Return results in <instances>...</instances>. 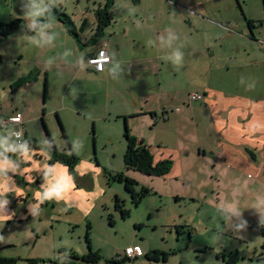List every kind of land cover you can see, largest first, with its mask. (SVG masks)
Listing matches in <instances>:
<instances>
[{
	"label": "rangeland",
	"instance_id": "rangeland-1",
	"mask_svg": "<svg viewBox=\"0 0 264 264\" xmlns=\"http://www.w3.org/2000/svg\"><path fill=\"white\" fill-rule=\"evenodd\" d=\"M236 1L248 15H260L264 12V0H113V5L108 9L112 16V24L105 29L104 36H98V41L104 38L110 40L114 35H120L124 44V47H121L122 57L128 58L137 53L129 47L131 38L137 37V42L140 37L147 38V57L158 54L161 55V60L157 59L164 62L165 52L157 51L160 43L157 37L163 35L166 41L168 36L166 30H176L179 17L177 13H187L191 8L204 9L206 13L216 12L223 19L232 17L238 22H243L244 17ZM24 3L27 4L28 0H24ZM98 5L105 6L103 0H64L56 7L71 17L76 27L80 19L86 17V28L90 21L87 19L88 16L83 14L85 11L91 12V9ZM130 9L133 11L130 12ZM14 19L21 20L20 28L3 41L0 39V115L7 113L14 103L19 105L24 100L21 93L15 97L11 94L7 81L26 68L24 66L26 63L22 61L16 64L11 58L12 50L26 49L30 44L26 36L28 33L23 29L27 21L22 18L21 0L0 1V20L8 22ZM108 29L111 32L108 33ZM220 37L218 45L225 43L221 35ZM150 40L154 44H149ZM58 41L60 42L48 54L58 56L60 53V58L67 61L76 58L70 54L67 44ZM81 52L79 50L78 55H81L82 60ZM65 53L68 55L65 56ZM255 54L260 55L258 52ZM40 55V58H47L45 54ZM162 66L160 73L148 74L145 86L147 88L140 89L142 94L151 93L152 100L157 96L167 98L175 91H179L178 98L183 99L185 104L180 106L181 102H176L174 108L179 106L185 109L188 105L196 104L195 101L186 102V97L188 99L191 94L189 89L192 84H188L172 71H166L168 67L175 70L174 66H169L166 62ZM260 70L253 66L243 67L242 75L238 74L241 81V88L238 89L251 91L257 88L258 84L260 88H257V92L264 95V72L260 76ZM55 74L54 91L61 94L63 88L58 87L63 83L62 76H58V71ZM85 79L86 77L79 75L77 80L82 82L76 86L74 84L77 80L73 81L67 91L65 104L72 108L77 106L76 104L74 106L75 101L78 103L77 100L82 104L88 102V105L96 100L98 108L102 109L104 101L101 100V96L95 95L96 82ZM135 82L137 85L140 84V81ZM234 87L235 85H232V88ZM135 90L139 91V88ZM120 96L121 93H114L116 103H121ZM103 99L106 100L105 96ZM162 99L157 97V100ZM38 100L41 103V100ZM144 103L147 108V101ZM31 113L37 115L38 111L34 110ZM191 114L192 111L188 109L184 118L190 117ZM41 117L44 121V116ZM72 117L75 116L70 113L68 120ZM47 120L53 134L56 137L61 136L62 130L56 116L53 114V117L49 116ZM140 120L138 117L133 120V131L144 139L142 141L149 147L152 155L167 153L164 158L171 159V168L175 163L182 166L184 174L180 178L171 175L168 178L153 179L151 184L156 189H151L152 193L144 196L137 205H133L123 183L109 182L103 173L104 169H110L113 173L123 172L128 177L133 175L135 179H140L141 183H150L151 178L147 180L148 177L142 173L125 171L123 153L126 143L123 137L125 128L123 120L121 122L105 120L94 124L88 119H71L68 133L74 146H77V156L82 165L84 178L77 179L78 175L77 177L71 175L74 184L68 186L65 196L60 200L53 198L43 203L36 199L37 194L49 188L50 183L65 179L63 169L61 167L56 169L55 176L46 181L48 183L46 188L37 189V192H34L35 196L32 185L29 195L26 196L27 212L22 214L21 220L15 219L7 224L3 243L10 246H7L3 253L15 257V264H30L32 258L37 259L34 264H39V261L45 259L70 260V252L82 255L88 252L90 245L91 250L97 251L101 256L94 264H162L148 263L144 256L122 263L111 262L121 255L127 246L138 245L143 251L159 249L166 252L165 264H225L222 261V254L233 252L243 257L237 264H264V203L260 204L259 208L253 206L258 197L264 199V178L258 181L253 176L246 177V180L235 178V175H227L219 169L213 170L212 165L203 159L189 156L187 153L193 151L194 126L186 119L185 122L182 119L180 123H176L179 119L173 117L165 127L162 120L153 127H147ZM35 124L39 130H43L44 135H47L39 116ZM6 130L10 132L9 127L0 128V136L8 139ZM180 140L183 141V149ZM49 145L50 141L46 146ZM37 162L36 170L42 164L49 167L48 169L44 167L47 170L42 171L44 168L40 170L42 173L38 180L41 183L48 177L52 165L46 159H37ZM95 168H98L97 173L94 171ZM45 171L48 172L43 177ZM148 187L152 188L150 185ZM115 198L122 202L124 208L130 210L128 217L121 218L114 209ZM224 204H235L240 209L241 220L247 221L245 229L237 231L231 226L239 221L235 216H231L229 220L223 214ZM109 215L113 224L109 223Z\"/></svg>",
	"mask_w": 264,
	"mask_h": 264
},
{
	"label": "crops",
	"instance_id": "crops-1",
	"mask_svg": "<svg viewBox=\"0 0 264 264\" xmlns=\"http://www.w3.org/2000/svg\"><path fill=\"white\" fill-rule=\"evenodd\" d=\"M236 2L241 15L244 17L243 22H238L236 18L232 17L224 18L225 21L216 12L206 13L204 9L191 8L187 13H177L179 14L177 18L178 26L174 32L178 35L179 39L174 42L173 47H179L183 52V64L179 68L175 67L169 60L165 59L166 61L164 62L159 61L157 58L161 60V55L155 54L147 57V38L142 39L140 37L138 42L136 41L137 37L131 38L129 47L137 53L135 56L128 58L122 57L121 47H124V44L123 38L120 35H114L110 40L104 38L102 41H98V37L94 38L93 32L96 25L95 11L98 8H103V5H98L96 8L93 7L91 12L85 11L83 15H87V19L90 21L88 27L85 28L86 17L80 19L77 27L75 22L72 21L78 33V38L81 41V46H78L75 38L65 30L63 23L56 18H50L52 27L46 29V31L55 35V40L51 45L38 47L30 43L26 49L14 48L11 58L15 60L16 64H20L23 61L26 63V65L24 64L26 68L9 79L7 81L8 86L21 76L31 75V80L17 88L14 92H11L14 97L21 93L24 96V100L19 105L14 103L7 113L0 115V119L13 114H20L22 116L23 143L16 144L11 135V127H9L10 132L6 130L5 134L9 135L7 139L9 145L16 147L24 145L27 149V155H21L19 152L12 151L4 153V156L16 163V167L9 168L6 172L7 176H0V191H3L5 187L9 189V191L4 193L3 197H0V199L7 198L9 200L8 204L4 205L3 209H0V217H11V219H0V235H5L8 223H12L15 219L21 220L23 218L22 214L27 212L26 196L29 195L32 185H34L32 188L34 195L37 189H41L42 187L45 189L46 184H48L46 181L55 176L56 169L61 168L64 171L63 178H65L62 182L67 185V188L69 185L74 184L71 175H76V177L78 175L77 179L84 178L82 165L77 156V146H74L68 133V124L71 119H88L89 121L92 120L94 124L105 120H113L115 122L123 120L124 127L126 126L129 133L139 140L144 139L137 135L132 128L133 120L137 117L147 127L155 126L160 120L164 122L162 125L165 127V125L173 120V117L179 119L176 123H180L182 119L185 122L184 119H186V121L191 122L194 126V132H192V140H194L192 143L193 151L187 153L189 156L203 159L212 165L213 170L219 169L227 175H235V178L240 177V179L246 180V177L253 176L257 181L263 179L264 95L261 92H257L260 88L258 84H256L258 89L253 88L251 91H248V89L240 91L238 88H241V81L238 74L242 75L241 71L243 67L249 68L253 66L256 69H261V74L255 71L254 73L260 76L263 75L264 34H262V26L264 25V12L260 13V15H248L246 11H242L238 1ZM103 4H105V0H103ZM249 20L251 21V25L248 24ZM47 22L49 20L45 21V23ZM111 24L110 22L104 28L100 36L105 35V29ZM256 28L257 30H255ZM23 29L28 33L26 36L33 35L26 28L23 27ZM109 32L111 30L108 29ZM215 32H218V34L216 35ZM220 35L225 41L222 45H218V39L221 38ZM8 36L0 39L3 41ZM58 40L67 44L70 48V54L72 57L76 56V58L67 61L60 58V53L58 56L56 54H48L60 42ZM104 42L107 44L105 50L109 55L110 61L105 64L101 71L89 69L85 63V59L89 55L96 54ZM160 43L158 44L157 51L165 52L163 54L164 58L165 55L170 54L172 49L160 48ZM79 50L82 51V60L81 55H78ZM256 52L260 53V55H256ZM40 54H45L47 58H40ZM36 55L39 56L36 57ZM49 59L53 60L50 67L47 66ZM165 62L169 66L175 67V70L168 67L166 71L170 70L188 84H192L189 93L196 92L202 95V98L199 100H190L186 97L187 103L188 101L191 103L195 101L194 103L196 104L188 105L185 109L179 106L174 108L176 102H181L180 106L185 104L183 99L178 98L179 91H175L172 95L163 99L161 96H157L162 100H157V97L150 100L151 93L149 92L142 94L140 89L147 86L148 74L160 73L163 69L162 65ZM112 63H119L123 69L122 73L117 70L115 73L117 78H113L109 74ZM56 71H58V76H62L63 80V83H60L58 87L63 88L61 94L54 91L56 90ZM79 75L86 77V81H91L92 79L96 82L95 95L101 96V100L104 101L101 106L103 107L102 109L98 108V101L96 100L92 101L90 105H88V102L87 104H82L81 101L77 100L78 103L74 102V106L75 104L77 106L72 108L65 104L67 91ZM135 81H140V84L137 85ZM81 82L77 80V83L74 85H81ZM232 85H235V87L232 88ZM135 88H139V91H136ZM114 93H121L119 98L121 103H116ZM104 96L106 100L103 99ZM38 99L41 100V103ZM145 101H147V108L144 103ZM188 109L192 111V114L190 117L184 118L185 112ZM34 110L38 111L37 115L32 114L33 112L31 113ZM65 111L68 112L66 113ZM70 113L77 118L72 117L68 120ZM39 114L44 116V121ZM53 114L56 116L64 132L63 135L58 137L53 134L47 120V117H53ZM38 116L47 135H44L43 130L41 128L39 130L35 124ZM0 128L2 127L0 126ZM32 139L37 140L42 146L48 144L50 141L51 147L57 151L67 152L70 150L74 153L77 157L74 173L72 174L68 170L65 172V165L59 162L53 164V162L48 177L39 183V176L46 169L44 167L47 166L42 164L36 170L37 159H46L48 161L50 153L44 149L34 148L29 143ZM180 144L181 149H183V141L180 140ZM159 150L161 149L159 148ZM166 154L164 152L158 153L156 156L153 154V159L154 161L165 159L164 156ZM0 159H3V157H0ZM42 168L44 169L42 170ZM40 170L42 171L40 172ZM96 170L98 168H95L94 171ZM127 172L128 170H126ZM183 174L182 166L175 163L168 173L158 177L168 178L174 175L180 178ZM131 176V178H134L133 175ZM146 176L148 177L147 180L151 178L149 180L150 183L143 182V184L140 182V179H134L142 186L148 187L150 185L152 188H148L156 189L151 183H153V179L158 177ZM44 183L45 186H43ZM18 192L20 195H17ZM5 244L7 243H0V256L10 257L3 253L5 248L10 246ZM133 246L139 247L138 245ZM139 249L141 254L136 257H145L148 251H143L140 247ZM117 257L112 260L121 261L125 259L124 251ZM32 259L37 260L36 258ZM49 260L55 264H64L65 261H69L67 258L61 261H54L55 258ZM166 261L167 258L165 261L146 260L148 263L161 262L162 264H165Z\"/></svg>",
	"mask_w": 264,
	"mask_h": 264
},
{
	"label": "trees",
	"instance_id": "trees-1",
	"mask_svg": "<svg viewBox=\"0 0 264 264\" xmlns=\"http://www.w3.org/2000/svg\"><path fill=\"white\" fill-rule=\"evenodd\" d=\"M136 1V0H132ZM113 5V0H105V6L103 8L96 9V25L93 32V37L96 38L103 33L104 28L109 25L112 20V16L109 13V8ZM50 18H56L61 23H63L65 30L70 33L78 43V46H81V41L78 38V33L75 30V26L71 18L62 11L61 8L53 7L50 13ZM42 22L47 21L46 16H42ZM248 24L251 25V21H248ZM21 26L20 19L6 21H0V38H4ZM31 80V75L18 77L10 85L11 92H14L17 88L24 85L25 83ZM59 123V122H58ZM59 126L62 130V135L64 134L63 128L60 123ZM46 131V130H45ZM123 137L125 139L126 147L123 153V165L126 170H133L140 173H143L148 176H163L169 172L171 168L172 161L171 159H162L154 161L153 155L150 152V149L147 145L143 143L142 140L137 139L135 136L129 133L127 127L125 126ZM31 145L36 149H43L50 153L48 159L49 164L53 162H59L67 167V170L70 173H74V166L77 162V157L72 153L69 148L67 152H59L55 148L51 147V143L48 146H42L37 140L32 139L29 141ZM47 171L44 172L43 177L46 176ZM109 182L117 181L122 182L124 189L130 195L131 202L133 205H137L140 200L147 194L152 193V190L148 187L140 185L134 178L128 177L123 172H114L110 169H104L103 172ZM114 209L118 211L121 218L129 216V209L123 207L121 201L115 198ZM109 223L113 224L112 217L109 215ZM87 238V237H86ZM88 240V239H86ZM88 252L82 255H78L75 252H70V260L65 261L64 264H93L100 259V255L97 251H92L88 245ZM147 261H165L167 258V253L159 249L149 250L145 254ZM243 257L240 256L237 252L229 253L227 255L222 254V260L225 264H236ZM132 260V259H131ZM31 263H35L37 260L31 259ZM123 261H130V259L125 258L121 261L111 260L113 263H122ZM16 258L14 257H3L0 256V264H15Z\"/></svg>",
	"mask_w": 264,
	"mask_h": 264
},
{
	"label": "clouds",
	"instance_id": "clouds-1",
	"mask_svg": "<svg viewBox=\"0 0 264 264\" xmlns=\"http://www.w3.org/2000/svg\"><path fill=\"white\" fill-rule=\"evenodd\" d=\"M63 2L64 0H28V3L25 4L24 0H21L22 18L27 21L23 27L26 28L28 32L33 33V35L28 37L30 43L38 47H44L53 43L55 40V35L50 34L48 31H46V29L52 27V24L50 23V13L52 8L62 4ZM118 6L119 4L116 5V7ZM131 11H133V9H130V12ZM42 16H46V19L49 20V22H42L40 19ZM166 33L168 34L166 41L163 35L157 37V39L161 42L159 47L172 49L170 54L165 56L164 59L171 61L175 67L179 68L183 64V52L179 47H173L174 42H176L179 37L172 29H167ZM149 44H154V42L150 40ZM64 55L67 56L68 53H65ZM52 63L53 60L49 59L47 61V66L50 67ZM117 70H119L121 73L123 72V69L119 63H112V66L109 69V74L113 78H117L115 76ZM11 119L16 123H19L21 116L17 114ZM8 151L19 152L21 155H27V149L24 145H20L19 147L9 145L7 143V139L3 136H0V157H3V159H0V176H7V170L9 168L16 167L15 162L4 156V153ZM67 190V185L62 181L50 183L49 188L44 190L42 193H38L36 199L39 201V203H43L45 200H52L53 198L60 200L65 196V192ZM7 191H9V189L6 187L3 191H0V197H3L4 193ZM17 195H20V193L18 192ZM8 202L9 200L7 198L0 199V209H3L4 205H7ZM262 203H264V199L258 197L257 202L253 206L259 208L260 204ZM240 212V209L235 204L223 205V214L229 220H231V216H235L237 221H239L231 225L237 231L245 229L247 226V221L241 220ZM229 213L231 215H228ZM0 219H11V217H0ZM3 242H5V238L3 235H0V243ZM137 251H139V249H137Z\"/></svg>",
	"mask_w": 264,
	"mask_h": 264
},
{
	"label": "built area",
	"instance_id": "built-area-1",
	"mask_svg": "<svg viewBox=\"0 0 264 264\" xmlns=\"http://www.w3.org/2000/svg\"><path fill=\"white\" fill-rule=\"evenodd\" d=\"M106 42L102 43L98 52L96 54L89 55L85 59L86 65L89 67V69L94 71H101L103 70L105 64L110 61L109 55L107 51L105 50ZM263 51H264V45H263ZM202 98L201 94H198L196 92H193L189 94L190 100H199ZM17 114H13L11 116H7L6 118L0 119V126L1 127H11V135L13 139L15 140L16 144L19 145L23 143V129H22V116L19 123L14 122L11 118L16 116ZM139 247L136 246H127L124 249V257L128 259L135 258L136 256L141 254V251H137ZM131 250V251H129ZM119 259V257H117ZM39 264H55L54 262H51L50 260H41L39 261Z\"/></svg>",
	"mask_w": 264,
	"mask_h": 264
}]
</instances>
